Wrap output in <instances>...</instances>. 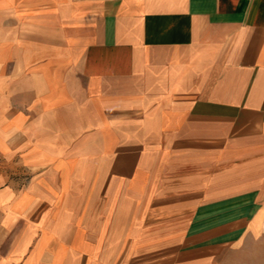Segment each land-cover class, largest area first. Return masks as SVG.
<instances>
[{
  "label": "crops",
  "instance_id": "1",
  "mask_svg": "<svg viewBox=\"0 0 264 264\" xmlns=\"http://www.w3.org/2000/svg\"><path fill=\"white\" fill-rule=\"evenodd\" d=\"M0 150L9 264H264V0H0Z\"/></svg>",
  "mask_w": 264,
  "mask_h": 264
},
{
  "label": "rangeland",
  "instance_id": "2",
  "mask_svg": "<svg viewBox=\"0 0 264 264\" xmlns=\"http://www.w3.org/2000/svg\"><path fill=\"white\" fill-rule=\"evenodd\" d=\"M12 15L15 17L16 13ZM10 24H14L16 29L18 21L12 18ZM32 178V170L22 157L0 150V264H9V261H16L20 257L13 251L20 243H33L32 236L24 241L25 226L16 215V199L31 191Z\"/></svg>",
  "mask_w": 264,
  "mask_h": 264
}]
</instances>
